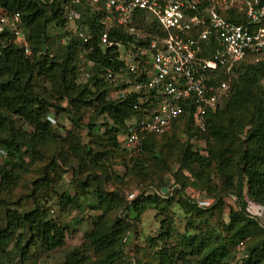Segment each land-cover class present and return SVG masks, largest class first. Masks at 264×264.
Returning <instances> with one entry per match:
<instances>
[{"label": "trees", "instance_id": "16d2710c", "mask_svg": "<svg viewBox=\"0 0 264 264\" xmlns=\"http://www.w3.org/2000/svg\"><path fill=\"white\" fill-rule=\"evenodd\" d=\"M70 2L0 0V13H20L31 51L0 28V264H48L37 260L65 245L86 210L96 212L90 228L59 264H264V224L248 210L249 202L264 209V56L245 58L230 75L218 70L211 82L228 81L229 90L206 111L204 130L181 102L184 112L167 130L141 133L130 145L129 127L146 104L133 109L137 92L111 97L105 74L121 72L119 46L142 47L144 39L106 26L88 0L72 4L73 21L91 36L79 38L64 29ZM142 15L138 26L157 31L155 18ZM106 29L111 44L100 42ZM130 184L139 191L128 193ZM52 203L81 216L53 217ZM149 210L157 232L130 255V234Z\"/></svg>", "mask_w": 264, "mask_h": 264}, {"label": "built area", "instance_id": "2783aa9c", "mask_svg": "<svg viewBox=\"0 0 264 264\" xmlns=\"http://www.w3.org/2000/svg\"><path fill=\"white\" fill-rule=\"evenodd\" d=\"M71 0L63 11L64 29L84 40L87 29L76 24ZM97 6L107 25L115 24L145 45L131 44L128 56L121 58V72H107L113 86L111 97L128 92L139 94V103L146 104V115L131 123L127 143L137 144L144 132L160 134L172 120L184 112L181 102L193 107L196 124L205 128L207 110L216 108L227 95L229 82L213 81L218 70L230 75L238 62L248 57L264 56V0H88ZM155 18L157 31L146 32L138 26L139 15ZM12 30L15 40L30 54L19 12L0 13V28ZM101 44H111L107 29L100 35ZM122 71L124 73H122ZM124 82V86L115 87ZM52 120L53 118L50 117ZM200 205L210 200L198 199ZM243 256L245 254L242 252Z\"/></svg>", "mask_w": 264, "mask_h": 264}, {"label": "rangeland", "instance_id": "374dc122", "mask_svg": "<svg viewBox=\"0 0 264 264\" xmlns=\"http://www.w3.org/2000/svg\"><path fill=\"white\" fill-rule=\"evenodd\" d=\"M54 34L58 35V33H52L53 36H55ZM119 52H120L121 58H126L129 54L128 50H126L123 46H119ZM89 112H88V114H89ZM88 117H89V115H88ZM86 120H87V118H85V121ZM101 121H102V118H99L98 123ZM59 122L61 124L65 125L66 127L70 126V123L68 122V120L66 118H60ZM197 146L202 148V146H204V143L198 142ZM118 170H120L119 167H118ZM65 177L68 178V175H65ZM63 188H68V181L67 180H65L63 182L62 189ZM110 188H111V186H110ZM62 189L60 188L59 190L61 191ZM126 191H128V193L138 192L139 188L137 186H135L134 184H130V185H128V189ZM225 201L227 202L228 205L231 204L230 200H228L227 198H225ZM25 207H26V209H30L32 207L30 204V201H27L25 203ZM50 207L53 210V212L50 213V215L53 217H58L60 220H64L65 222H72L74 220V217H76V216L80 217L81 214L83 215V218H84L82 223H80V225H78L76 227L77 228L76 231L68 232V234L66 235V243L62 248L54 250V251L47 253V254L44 253L37 260V263L45 262L48 264H59L60 262H62L64 255L69 250L77 247L80 244V242L82 240L83 233L90 228L91 222H89L90 220H88V216L94 215V214H96V212L93 213V212H89L86 210L85 212H83L81 214L78 213L77 211H73L72 213H68V214H66V213L62 214V213L58 212V209L54 203H52L50 205ZM248 210L251 214L256 215L259 218V220L261 221V223L264 224V209L260 205H257L253 202H249ZM228 212H229V209L226 206L224 208V215H225L224 220L227 219V213ZM175 222L177 224V229L179 231H182L183 226L185 224L184 215L182 214L180 217H178V219H176ZM136 227H137L136 228L137 231L130 234L129 243L127 244V247L125 248L126 252L129 253L130 255L134 254L136 248L142 247V245H143L142 240L145 236H147L149 233L156 234L157 229H158V222H156L155 213L152 210L145 212L141 216L140 221L136 224ZM237 255L238 254H236V259H238ZM238 261H239V259H238Z\"/></svg>", "mask_w": 264, "mask_h": 264}]
</instances>
